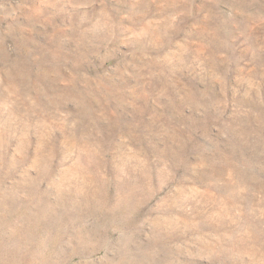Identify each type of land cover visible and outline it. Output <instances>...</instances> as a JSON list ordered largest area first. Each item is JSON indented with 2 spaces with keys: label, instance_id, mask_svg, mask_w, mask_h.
Returning a JSON list of instances; mask_svg holds the SVG:
<instances>
[{
  "label": "rangeland",
  "instance_id": "374dc122",
  "mask_svg": "<svg viewBox=\"0 0 264 264\" xmlns=\"http://www.w3.org/2000/svg\"><path fill=\"white\" fill-rule=\"evenodd\" d=\"M0 264H264V0H0Z\"/></svg>",
  "mask_w": 264,
  "mask_h": 264
}]
</instances>
